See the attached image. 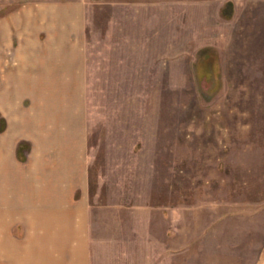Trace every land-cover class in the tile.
<instances>
[{"label":"rangeland","instance_id":"obj_1","mask_svg":"<svg viewBox=\"0 0 264 264\" xmlns=\"http://www.w3.org/2000/svg\"><path fill=\"white\" fill-rule=\"evenodd\" d=\"M40 8L80 16V96L19 105L79 104L91 264H264V0H0V21Z\"/></svg>","mask_w":264,"mask_h":264},{"label":"crops","instance_id":"obj_2","mask_svg":"<svg viewBox=\"0 0 264 264\" xmlns=\"http://www.w3.org/2000/svg\"><path fill=\"white\" fill-rule=\"evenodd\" d=\"M79 18L40 8L0 21V113L10 129L0 138V264H91L94 208L79 104L54 103L59 112L41 101L19 105L21 98L80 96L83 49L68 41L82 31ZM40 32L45 40H32ZM20 138L34 146L26 166L14 155ZM17 227L21 235L12 232Z\"/></svg>","mask_w":264,"mask_h":264}]
</instances>
